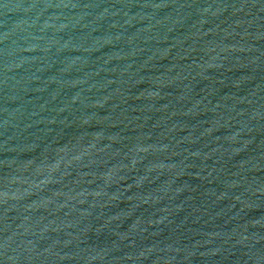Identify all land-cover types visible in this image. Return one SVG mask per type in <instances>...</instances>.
<instances>
[{
  "label": "water",
  "instance_id": "95a60500",
  "mask_svg": "<svg viewBox=\"0 0 264 264\" xmlns=\"http://www.w3.org/2000/svg\"><path fill=\"white\" fill-rule=\"evenodd\" d=\"M0 264H264V0H0Z\"/></svg>",
  "mask_w": 264,
  "mask_h": 264
}]
</instances>
